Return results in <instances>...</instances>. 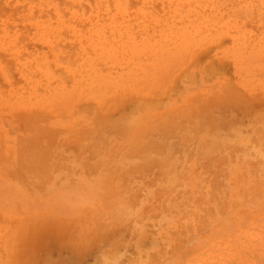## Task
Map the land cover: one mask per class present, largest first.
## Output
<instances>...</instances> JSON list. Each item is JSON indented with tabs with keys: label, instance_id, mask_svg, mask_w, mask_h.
I'll list each match as a JSON object with an SVG mask.
<instances>
[{
	"label": "rangeland",
	"instance_id": "1",
	"mask_svg": "<svg viewBox=\"0 0 264 264\" xmlns=\"http://www.w3.org/2000/svg\"><path fill=\"white\" fill-rule=\"evenodd\" d=\"M263 137L264 0H0V264H264Z\"/></svg>",
	"mask_w": 264,
	"mask_h": 264
},
{
	"label": "bare ground",
	"instance_id": "2",
	"mask_svg": "<svg viewBox=\"0 0 264 264\" xmlns=\"http://www.w3.org/2000/svg\"><path fill=\"white\" fill-rule=\"evenodd\" d=\"M222 121H223V120H221V124L224 125V121H223V123H222ZM226 121H227V120H226ZM217 123H218V122H217ZM217 123H216V124H217ZM219 123H220V122H219ZM214 124H215V123H214ZM221 124H220V126H221ZM214 126H215V125H214ZM218 126H219V125L217 124V126H216V127H217V130H218L219 128H221L220 126H219V128H218ZM222 127H223V126H222ZM224 127H225V126H224ZM224 127H223V128H224ZM228 128H229V127H228ZM228 128H226V129H228ZM232 128H234V126H231L229 129H232ZM214 129H215V128H214ZM224 129H225V128H224ZM231 131H232V130H231ZM206 132L209 133V131H206ZM212 132H213V130H212ZM212 132H210V133H212ZM226 132H227V131H226ZM228 132H229V131H228ZM228 132H227V134H228ZM229 133L234 134L233 131H232V132H229ZM258 133H259V132H258ZM261 133H262V132H261ZM213 134H214V133H213ZM215 134H217V133H215ZM259 135H260V134H259ZM259 135H258V137H259ZM203 137H204V136H203ZM203 137H202V139H203ZM211 137H212V136H211ZM205 138H206V137H205ZM260 138H261V137H259V140H260ZM263 138H264V137H263ZM202 142H203V140H202ZM151 144H152V143H151ZM152 145H153L152 148H154V145H155V144H152ZM150 147H151V146H150ZM156 148H157V147H156ZM183 148H184V147H183ZM158 150H160V149H158ZM158 155H159V154H158ZM158 157H159V156H158ZM164 157H165V156H164ZM155 158H157V157H155ZM166 159H167V158H166ZM168 161H169V160H168ZM169 162H170V161H169Z\"/></svg>",
	"mask_w": 264,
	"mask_h": 264
},
{
	"label": "clouds",
	"instance_id": "3",
	"mask_svg": "<svg viewBox=\"0 0 264 264\" xmlns=\"http://www.w3.org/2000/svg\"><path fill=\"white\" fill-rule=\"evenodd\" d=\"M68 207H69L70 210H73V211L75 210L74 207L71 204H69Z\"/></svg>",
	"mask_w": 264,
	"mask_h": 264
}]
</instances>
